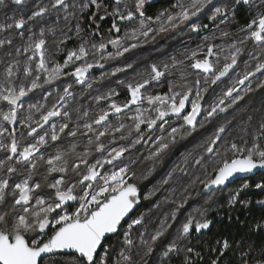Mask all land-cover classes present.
I'll list each match as a JSON object with an SVG mask.
<instances>
[{"label":"snow or ice","instance_id":"snow-or-ice-1","mask_svg":"<svg viewBox=\"0 0 264 264\" xmlns=\"http://www.w3.org/2000/svg\"><path fill=\"white\" fill-rule=\"evenodd\" d=\"M146 2L147 0H134V10L125 4L124 11H121L122 0H115L116 7L111 15L119 21H134L138 18V27L133 28L130 34L126 33L123 38L117 36L99 44L94 43L90 48L82 43L78 49L67 53L63 63H55L53 67H49L46 33L55 35L56 27L36 28L35 25L54 13L57 21L63 19L67 32L75 30L79 36L83 31L80 20L85 10L94 6L99 11L103 0H47L46 3L39 0L27 12L14 11L0 19V50H4L0 55V64L4 65L3 80H0V152L4 153L0 158V264H172V260L181 254L183 258L180 264H194L193 256L200 257V252L190 247L187 241L193 231L200 233L212 225V220L206 217L207 210L200 212L199 219L189 214L178 225L174 238L165 242L163 238L172 228L169 221L177 220L191 196L186 195L179 201H168L174 207L159 222V227L149 233L144 214L135 215L134 218L133 214L137 211L141 199L151 200L157 189L154 188L142 196L138 183L130 182L136 177L135 171L129 164L123 163L122 158L137 145L150 143L153 150L148 159L152 160V164L142 174V179L147 180L179 142L196 130L197 118L204 111V94L224 78H230L229 74L235 70L240 58L245 54L244 47L233 43L228 49H221L225 53L222 60L220 54L214 50L217 46L211 43L206 45L207 51L202 58H196V51L191 53L188 57L193 61L190 67L207 74L204 81L208 87L205 88L200 87L201 81L197 79L194 85H174L169 92L162 95H145L142 90L146 89V86L152 81H159L184 61L173 57L171 64H151L147 76L125 85L130 99L122 105L113 101L109 106L111 112L119 114L136 105L134 113L128 117L132 121L131 125H108L110 111L102 110L91 123L85 122L81 126L77 121L74 127H70L72 113L67 106L69 100L75 96L72 84L63 87L50 107L47 106V96L43 97L44 103H28L26 100L30 94L55 84L65 76L74 77L75 83L83 85L93 68H104V63L100 62L105 59L104 56L99 60L92 59L91 62L87 58L90 55L94 57L97 52L103 53L109 45L116 49L115 57H121L141 46L139 43L129 44L126 42L128 40H154L156 35L166 33L186 22H192V31L200 32L202 28L207 29L208 25L196 23L193 18L199 17L206 9L210 12V21L220 18L218 23H224L229 16L236 15L238 6L244 5L250 11L255 9L256 14L247 23L246 28L241 29L247 32V36L246 39L240 40L239 44L245 45L248 40L255 42L258 53H249L255 63L245 64L244 70L236 73V78L230 86H226L222 94L209 102L204 120L209 121L221 113H227L229 109L244 101L249 93L264 90V79H259L256 87L252 86L253 78H256L257 74L264 77V0H225L219 6L214 0H177L172 10L165 9L154 17L145 15ZM10 3L18 9H24L28 0H10ZM8 7L9 0H0V9ZM92 19H96L94 14ZM113 29L117 33L120 32L115 20L109 31ZM61 32L62 38L57 42V51L59 45L65 44L70 38L63 29ZM223 35L227 36L228 33L224 32ZM17 37L23 41L19 46L15 44ZM28 53L31 55H27ZM22 56H26L24 61L20 59ZM5 57L10 59L5 60ZM212 57L215 59H211ZM108 58L113 57L110 54ZM77 61L81 63L77 64ZM132 67V63L116 67L111 75ZM87 87L92 88V83L89 82ZM176 87H179L180 91H176ZM115 95L118 93L111 89L93 99L97 102L111 100ZM193 95L194 99L190 100ZM145 100L152 107L142 109L139 105ZM26 105L27 114H22L21 110L25 109ZM189 105L190 110L185 111ZM34 112L40 113L38 120L34 119ZM22 115L21 123L30 138L23 144L16 135V125ZM87 115V112L83 113V116ZM54 117H63L65 122L59 125L52 123L49 130L41 131ZM172 117L183 123L170 126L167 134H163L165 125ZM253 119V115L249 114L242 121L245 126L241 128V132L254 137L251 146H248L246 141L244 146L234 141L225 142L224 137L232 125V120L221 123L201 145L203 153L194 158L192 163L205 168L211 165V178L201 180L196 177L205 191L225 185L238 173L264 169V146L257 143L264 139V111L261 112V119L254 130L251 129ZM93 125L103 127L96 129ZM199 126L204 127V124L200 123ZM81 128L86 131H81ZM155 129H159L161 134L153 139L152 130ZM78 133H91L95 139L89 138L83 153L78 154V146L70 144L67 149L49 156L45 160L48 174L63 175L52 181L45 176L43 186L52 191L47 197L39 194L42 182L35 181L33 173L38 162L45 159L41 149L60 141L62 135L76 137ZM116 133H120L119 139L128 140V143L109 148L101 138L114 137ZM221 145L225 146L224 151L220 150ZM93 150L100 155L90 162ZM38 153L41 155L37 156ZM70 155L74 157L72 162L67 158ZM190 157L191 153L184 156L185 167L177 165L173 172L179 171L187 175ZM105 165L112 167L105 170ZM69 173L74 174V177H70ZM14 176L20 177L18 182L13 179ZM171 178L172 174L169 173L168 179L162 183L168 184ZM249 186L244 183L237 189L230 196L231 202L235 204L240 191ZM255 187L264 190V180L257 182ZM70 201L75 202L72 210L67 207ZM256 203L264 205V200H258ZM155 206L160 207L159 203ZM129 220L127 229L121 233L123 223ZM137 226H141L143 230L133 236L132 229ZM255 227L257 230H264V223H258ZM113 236L117 238L116 244H108ZM217 243L220 247L211 251L218 252V255L211 264H222L220 258L232 248L227 240ZM241 261L242 264H264V247L256 250L249 246L247 251L241 252Z\"/></svg>","mask_w":264,"mask_h":264},{"label":"trees","instance_id":"trees-1","mask_svg":"<svg viewBox=\"0 0 264 264\" xmlns=\"http://www.w3.org/2000/svg\"><path fill=\"white\" fill-rule=\"evenodd\" d=\"M221 0H214V2L217 4ZM39 2V0H28L27 6L25 7V12L31 9V7ZM46 3L47 0H44ZM177 2V0H159L158 2H153L147 7V13L150 15H155L156 13L169 9L172 10V6ZM14 8H17V6L12 5L9 0V7L6 9L12 10ZM6 9H0V19L3 18V14L5 13ZM208 10L206 9L205 12L201 13L200 18V24H208L211 23L212 25L208 28H211L208 30L202 28L200 32H194L192 29L186 30L185 35L187 33L189 34V38H186L185 43L183 44V52L182 54L184 56H181L180 53H178V58L180 60H183L184 63L179 65L181 68H173L170 70L169 73L174 74L178 72H185L186 78H176L172 75H167L163 79L162 85L160 87L164 88H171L174 85H181L184 83L193 84L195 80L199 79L201 81L200 87L205 88L208 87V85L205 83L204 79L198 78L197 76H193V71L190 68L191 61L188 59V57L191 56V53L193 51H196L200 57L204 56L203 51H198L196 44L201 45L204 43V46H206L208 43H212L216 45L215 51L219 52L220 46L219 43L221 42V34L219 30H225L228 35L224 36V40H226L224 43L229 48L233 43L237 44V46H241L245 48V54L240 58V64L239 66L233 71V73L230 75V78H225L222 82H218L216 85L217 88H220L221 86H230L232 80L236 78V73L242 72L244 70L245 64H254L255 61L251 59V56L249 55L250 52L258 53V48L255 45V42L252 40H248L245 45H240L239 41L246 39L247 32L241 31V29H245L247 23L250 21V19L256 14V10L252 9L251 11L248 9L246 5L244 6H238L236 15L234 17L229 16L228 19L224 23H216L209 21L208 17H206V13ZM91 16L85 15L83 13L82 19L80 20V24L83 27V31L80 33L79 36L76 35L75 30L72 32H68L67 35L70 37L67 39L65 44L59 45V51H57V42L62 38V32L61 30L64 28V21L63 19H60L59 21H55L53 19V23H56V33L55 35H52L51 33H46V39L48 40V53L50 55H55L60 62L64 61L65 56H67V53L69 51H73L78 49V47L83 43L85 46L89 47L92 44H99L101 42L107 41L108 37L111 39L112 36L104 35L103 38L98 33L96 35H90V33H93L88 30V25L91 24ZM50 21H52V16L49 15L46 19L40 20L39 24H36L35 27L39 28L37 25L44 26V27H50ZM219 21V20H218ZM41 23V24H40ZM85 27H84V26ZM64 31V30H63ZM28 33L25 31V36H27ZM193 35V37H192ZM192 37V38H190ZM55 41V42H54ZM23 41L18 39L15 40V44L19 46L22 44ZM221 44V43H220ZM195 46V48H194ZM202 49V45H201ZM4 50H0V55L3 54ZM116 49L113 46H110L103 52H97L95 53V56H89L87 59L89 62H91L92 59L99 60L101 56H104L105 59L101 60V63H104V68H93V75L87 80L86 84L84 86L75 83V78L71 76L63 77L61 80L57 81L53 85H47L44 89H39L36 92L30 94L29 97H27L28 103L30 102H36V100L40 101L43 100V97L47 96V106H51L52 103L55 102L56 96L59 92H62L63 87L67 84L73 85V91L75 93L74 98L69 100L68 109L72 113V123L70 124V127H74L76 122L78 121L81 126L85 122L93 121L99 113L104 110V108H107L106 110L110 109V103L115 102L116 100L119 101L124 99L127 93V88L125 85L130 82H134L137 80H140L142 78H137V68H130L127 69L124 72H120V75L117 76L111 75V78H108V81H105V76L107 73L111 74L112 70L117 67V57H115ZM201 52V53H200ZM113 58H108L109 55ZM27 55H31V53H28ZM197 55V56H198ZM221 57V54H220ZM223 58V57H221ZM9 57H5V60H9ZM21 61H24L26 59V56L20 57ZM135 59L134 55H130L129 53L126 54L124 57H120V64L121 67H123L127 63H132ZM168 63L171 64L172 57L167 59ZM154 62V61H153ZM159 62V61H158ZM154 62V64H157L159 66V63L161 62ZM164 62V61H163ZM81 61H77V64H80ZM164 64V63H163ZM3 68L4 65L0 64V80H3ZM68 71V70H67ZM239 71V72H238ZM101 73V76H97L94 74ZM192 73V76H190ZM259 79H263V77H260L259 74H257L256 78H253L252 86L256 87V84ZM119 81H123L124 83L121 84ZM165 81L166 86H165ZM19 82V81H17ZM92 83V88H88V83ZM154 84H157V81H152L150 84L151 86H154ZM108 85L114 86L116 88V92L119 91V95H115L111 98V100H102L97 102L93 99V97L98 95H103L104 93L108 92L106 91L105 87H108ZM179 87H176L175 89H178ZM214 86L209 88L208 92L204 94V107L205 111H207L208 104L212 100V96L214 94ZM48 92L51 93V95H47ZM220 95V92H219ZM40 99V100H39ZM44 101V100H43ZM99 106V107H98ZM72 108V109H71ZM78 109V110H76ZM264 111V90H257L254 93H249L244 101H241L239 105L234 106V108L229 109L227 113H222L215 118H210L209 121H203L204 127H202L199 134H197L196 130L192 132L191 135L187 136L184 140L180 141L179 144L172 150V152L165 157L164 162L162 164H159L156 168V170L152 173V175L147 179H142V174L147 171L149 166L152 164V160L148 159L151 151L153 150L150 145L146 147V144H140L137 145L136 148L132 149V153L135 154V157L131 160V165L133 167V170H136V178L135 182L138 183L140 188L143 191V195H146L148 192L152 191L154 188L157 189L156 195L152 197L151 200H142L141 206L137 209V211L133 214V218L135 215L138 214H144L145 216V224L147 226V231L151 233L153 230L159 227V222L164 219L165 215L168 214V212L174 207L170 202L171 200L179 201L184 196L190 195L191 198L189 199L188 203L185 205V207L181 210L180 214L177 217V220L175 222L169 221L172 223V228L169 229L166 236L163 238V240L166 242L175 236V232L177 230L178 225L185 220V218L192 214L195 215V209L204 207V203L202 200L206 201V196H204L205 193H202L203 185L199 182V180L196 179V177H200L201 180L209 179L211 178V165L208 167H204L202 169L201 166L194 165L192 163V160L194 159V155H192L189 158V163L187 165V175H184L180 173L179 171L173 172V169L176 168L177 165L180 167H185L183 163V157L182 152L188 151L191 149V153L193 154L196 150V146L200 144V146L204 143V141L207 140L209 136L213 134L215 129L221 124L224 123L226 120H232V125L229 126V131L227 132V135L224 137V140L226 143L228 142H236L238 145L244 146V142H247L248 146H251L253 143L254 137L252 135L245 134L241 132V128L245 125L242 123L246 119V117L251 114L253 115L254 119L251 124V129L254 130L255 127L258 125L260 119H261V112ZM22 112V110H21ZM87 112L88 115L85 117L83 116V113ZM129 113V111H125V114ZM33 116L36 117L37 113H33ZM111 116V117H110ZM108 122L115 120L116 116L111 113L109 115ZM234 118V119H233ZM23 117H20V120H22ZM19 120V121H20ZM61 121V123L65 122L64 118L57 117V121ZM18 121V122H19ZM114 124H110V126H113ZM20 125L17 123L16 129H18ZM81 131H86L83 128H81ZM17 137L20 135V133L16 132ZM200 136V137H198ZM89 138L95 139V137L89 133L88 135H81L80 133L77 134L76 137H70V136H64L62 135L61 140L55 142L54 144H51L52 147H55V151H60L62 149H67L70 144H76L77 147V153H83L86 150V146L88 144ZM101 140L109 147H115V136H105L102 137ZM264 139H261L257 141V143H260L263 145ZM115 143V144H114ZM203 150V149H202ZM221 151L225 150V146L221 145ZM93 156L90 157V162L93 161L95 158H98V153H95L93 150ZM181 154V155H180ZM228 155H231V153H228ZM0 156H4L3 152H0ZM2 158V157H0ZM70 162L73 161V156L67 157ZM45 160H42V194L45 195V193L48 195L50 193L49 189L46 186H43V178L45 176L48 177L49 181L53 180V175L48 174V165L45 163ZM84 167L83 165L81 166ZM106 168L112 167V165H105ZM203 170H206L205 172H202ZM169 173L172 174V178L169 181L168 184H163V180L168 179ZM56 174V177H59L61 173H53ZM17 178V176H15ZM174 190V191H173ZM187 190V191H185ZM200 197H203L200 201ZM207 196L209 194H206ZM167 198V199H166ZM159 203L160 207L157 208L155 205ZM223 207V205H222ZM232 211L236 212L241 218H245V210L241 206H237L232 209ZM208 214V212H207ZM264 212L261 209H257L256 207L251 208V217H249V223L252 225V234L250 231H247L241 226V221L238 223L237 219L233 218V223L226 231L225 226L221 227L219 231L211 230V236H207L206 238H203L201 240H198L197 246L202 250V252L205 255H209L210 248L214 247V238L217 236L221 238L222 236L228 235V240H230L233 244V250L234 251H241L242 248H244L248 244V240L252 238V240H255V233H254V225L255 223L260 219L264 217ZM226 216V215H225ZM141 226L135 227L132 232L134 233L133 236H136L140 231H142ZM123 233V232H122ZM117 238L113 236L109 239L108 244H116ZM240 242V245L238 244ZM159 247V244H158ZM256 248H261V243L256 245ZM233 255H235L232 252ZM115 257V256H114ZM113 257V259H114ZM116 258V257H115ZM234 260V259H233ZM181 259L174 258L172 260V263L180 264ZM236 264V260L234 261ZM198 263V262H197Z\"/></svg>","mask_w":264,"mask_h":264},{"label":"flooded vegetation","instance_id":"flooded-vegetation-1","mask_svg":"<svg viewBox=\"0 0 264 264\" xmlns=\"http://www.w3.org/2000/svg\"><path fill=\"white\" fill-rule=\"evenodd\" d=\"M158 1L159 0H147V2L145 4V9H144L146 16H153L154 17V16L158 15L160 12L164 11V10H162V11L156 13L155 15H150L147 13V8H148L147 6L153 2H158ZM85 2H86V0H85ZM133 3H134V0H122V3L120 5L121 11H124V5L125 4H127L129 9L134 10ZM115 7H116L115 0H103V5L99 11H97L94 6L90 9H86L84 12L85 15L87 14V15L92 17V14H94L96 16L95 20L91 19L92 25L87 24L88 30H86V31L98 33L103 38L105 37L104 35H106V33L108 35L112 36V38H116L117 36L123 38V37H125L126 33L130 34L131 30L133 28L138 27V23H139L138 18L134 21H119L117 18L113 17L111 15V13L113 12ZM105 9H107V11H105ZM18 10L20 11L21 9H18V8H14L12 10L6 9L5 13L3 15H4V17H5V14L11 15L14 11H18ZM24 11H25V9H24ZM200 18H201V15L199 17H195L194 21L196 23H200V21H201ZM2 19H4V18H2ZM54 19L56 21V17H54ZM114 20L117 23V26L120 28L119 33L115 32L114 29L112 31H109L110 29H112V24H113ZM53 22L54 21H52L50 23V26H56V23H53ZM191 23L192 22H189L188 26H186V27L183 26L185 24H181L179 27L169 30L168 32L164 33V36H165L164 38H160L162 35V33H160V34L156 35V38L154 40L149 39V40H147V42H145L143 38H141L139 41H132V40L126 41L129 44L130 43H139L141 45L140 47L133 49L131 52H129L130 55L135 56V59L133 60V67L138 69L137 78H143V77L147 76V74L150 72V65L154 64L155 61L156 62L159 61L163 64V63H168L167 59L169 60L170 57H172V58L175 57L177 60H180V58L177 57L178 53H180L181 56H184L182 54L183 48H184L183 44L186 41V35H185L184 31L191 29V27H190ZM207 25L209 27L212 24L208 23ZM37 26L40 27V25H37ZM152 26L155 27V24H153ZM211 28H208V30ZM82 29H83V27H82ZM63 30H64V32H67L66 28H63ZM18 39H20V38L18 37ZM108 39H110V38L108 37ZM194 48H195V46H194ZM47 49H49L48 45H47ZM126 54H128V53H126ZM48 57H49V67H53L55 63H63V62H60L55 55H50L48 53ZM196 58L200 59L202 57H200V55H198ZM64 59H66V56ZM211 59L214 60L215 57H212ZM221 60H222V58H221ZM190 61H191V63L193 62L192 60H190ZM162 64L159 63V65H162ZM239 64H240V62H239ZM239 64L237 65V67L239 66ZM117 67H121L120 57H117ZM178 68H181V66L178 65ZM67 70H70V69H66V71ZM191 70L193 71V76H197L198 78L204 79V76L207 75L205 73H202L200 70H196L193 68ZM232 73H230L229 76ZM116 74H117V76H119L120 72L116 73ZM168 74L172 75L173 77H176V78H186L185 72H178V73H174V74H171L168 72ZM168 74L166 73L164 77H161V79L159 81H157V84H154V86H151V85L146 86V89L142 90V92L145 95H148V94H151V95L160 94V95H162L164 93L169 92L170 88H167V87L164 88V87L159 86L160 81L163 82V79L165 77H167ZM92 75H93V69L89 72L88 79ZM94 75L101 76L102 74L101 73H98V74L95 73ZM190 76H192V73ZM87 80L85 81V83L82 86H84L86 84ZM162 82L160 83V85H162ZM166 82L167 81H165V86H166ZM214 87L215 88H214V94L212 96V100H214L219 95V92H220V94H222V90L225 88L224 86L217 88L216 85ZM175 90L180 91V88L175 89ZM48 93H50V92H48ZM117 93L119 95V91H117ZM126 95L127 96H125L124 99L121 98V100H119V101L116 100L115 103L122 105L124 102H126L128 99H130V93L128 90H127ZM191 99H194V95L192 97H190V100ZM139 106L141 108H145V109L152 107V106L148 105L146 100ZM136 107L137 106L135 105L131 109L125 110V111H129V113H127V114H125V112L119 113V114L113 113L116 116V121L107 122V123H109V125L114 124L113 126H118L121 122H124L125 125H131L132 121L128 117L130 116V114L133 113V111L135 110ZM203 108H204V111L201 112V115L197 119L198 120V124H197V128H196L197 134H199L201 129H202V127H200L199 125H200V123H203L204 116L206 114L204 105H203ZM26 110H27V105L25 106V109H22V114H27ZM68 110H70V109H68ZM76 110H78V109H76ZM188 110H190V105L186 111H188ZM109 111H110V109H109ZM110 113H112V112L110 111ZM21 117H23V115ZM39 118H40V113H37V116L34 117V119L38 120ZM59 118H63V117H59ZM21 121L22 120H20L18 122L20 127L17 129V132L20 133V135L17 137V139L20 140L21 143L23 144L25 142H28L30 140V138L27 137L26 128L23 126ZM91 122L92 121H90V123ZM52 123L57 124V117L52 118V120L49 121V124L44 125V128L41 131L49 130V125ZM60 123H61V121H60ZM181 123H183V122L180 120H177L175 117L170 118L169 123L167 125H165V130H164L163 134H167V131L170 130V126H179ZM93 127L96 129H102L103 125H93ZM9 128L11 130V126H9ZM152 134H153V139H154L155 136L161 134V132L159 131V129H155V130H152ZM133 136H135V133H133ZM119 137H120V133H116L115 134V143H116L115 147L126 145L128 143V140H121V139H119ZM198 137H200V136H198ZM148 145L151 146L150 143H147L146 147ZM262 146H264V142H263ZM200 150H201V148H200V145L198 144L196 146V152L195 153L198 155L200 153ZM41 153L44 155V158L47 159L49 156L55 155V153H56L55 147H52L51 144L49 146H45L44 148L41 149ZM41 153H38L37 156L41 155ZM99 155L100 154L98 153V157H99ZM0 157H3V156H0ZM134 157H135V154L132 153V151H130L129 153L125 154L124 158H122L123 163L129 164L132 170H133V167L131 165V160ZM41 163H42V160H40L38 162L37 169L33 173L35 181H41V179H42V176H41V173H42L41 165L42 164ZM115 163H119V162H115ZM110 168L111 167H109V168L105 167V170H108ZM133 171H135V173H136V170H133ZM52 175H53V179H58L63 174H61L59 177H56V174H53V173H52ZM68 175L70 177H74V174H72V173H69ZM135 178L133 179V181H130V182H135ZM19 179H20V177L17 176V178L15 180L18 182ZM261 180H264V170H260L259 172H257L253 176L238 179L234 183H231L227 186H222L220 188L213 189L207 193L204 192V187L202 188V193H205L204 196H207L206 194H210L213 197L215 196L214 197L215 200H216V195H218L219 193L225 192L227 194L225 196H222L221 198H219L215 203H214L215 200L214 201L211 200L212 204L214 203L216 205H215V209H212L206 216L208 219L212 220V225L210 226V228L207 230H202V232H200V233L193 231L192 233H190V235L188 237L187 242H188L189 246L194 248L196 251L200 252V254H201L200 257H197L195 255L193 256L194 264H211V261L213 259H215L218 255V252L211 251L214 248L218 249L220 247V245L217 243V241L227 240L233 247L232 242L230 240H228V237H227L228 235L222 236L221 238L216 236L214 238V247L210 248L209 255H205L202 252V250L197 246V243H198V240L206 238L207 236H211L212 235L211 230L219 231L221 229V227L225 226L224 231L226 233H228V231H226V230L228 229V227L231 226V224L233 223L232 222L233 218H234V219L238 220V223L241 221V226L244 229H246L247 231H250V232L253 231L252 225L250 224L251 222L249 223V217H251V215H250L251 214V208L256 207L257 209H261L264 212V205H260V204L256 203V201H258V200H264V190L258 189L255 187V184L257 182H260ZM244 183H248L250 186L248 188L240 191V195H239L238 200L236 201L235 204H233L230 200V196L235 192V190H237L238 186L240 189ZM140 190H141V193L143 196V191L141 188H140ZM49 191L51 192L52 190L49 189ZM38 192H39V194L44 195V194H42L41 190H38ZM213 193H215V194H213ZM44 196L47 197L48 195L45 193ZM202 198L203 197H200V195H199L200 201ZM245 201L248 203H244ZM32 203L34 204V201ZM222 205H223V207H222ZM74 206H75V202L70 201L67 205L68 210H72V208ZM216 206H218V207H216ZM237 206L243 207V209L245 210V213H246L245 218H241V216H239L235 211L234 212L232 211V209L237 207ZM196 218L199 219L200 215H197ZM127 222H129V221H127ZM258 223H264V217L260 218L254 225V233H255L256 239L255 240H252V238L249 239L248 244L244 248H242L241 251H239V250L234 251L233 248H230V250L228 252H226L223 257L220 258L222 261V264H233V263H235L234 262L235 260H236V264H242L241 252L247 251L249 246H252V247H254V249L259 250L258 248H256V245L259 243H261V248L264 247V230H257L256 229L255 226ZM49 234H51V230H49ZM251 234H252V232H251ZM238 244L240 245V242H238ZM232 252L235 255H233ZM177 258L182 260L183 254H181V256L177 257ZM172 264H176V263H172Z\"/></svg>","mask_w":264,"mask_h":264},{"label":"rangeland","instance_id":"rangeland-1","mask_svg":"<svg viewBox=\"0 0 264 264\" xmlns=\"http://www.w3.org/2000/svg\"><path fill=\"white\" fill-rule=\"evenodd\" d=\"M223 2H225V0H221V1H219L218 3H217V6H219V4L220 3H223ZM25 9V8H24ZM24 9H21L22 11H24ZM26 10V9H25ZM19 11V10H18ZM210 15V12L208 11L207 13H206V17H208ZM51 16H52V21H53V19H54V17H55V14L53 13V14H51ZM3 18H4V15H3ZM194 19V18H193ZM220 18H218V20H219ZM218 20L217 21H212L213 23L214 22H216V23H218ZM227 20V19H226ZM225 20V21H226ZM52 21H50V22H52ZM210 21V20H209ZM187 23V24H186ZM185 23V25H183V26H188V24H189V22H186ZM220 31V34H221V37L222 38H220L221 39V44L219 43V46H220V50H219V52H220V54H221V57H223V55L225 54L223 51H221V49H224V50H226V49H228V47H227V45L224 43L226 40H224V35H223V33L224 32H226L225 30L223 31H221V30H219ZM165 36H164V33H162V35H161V37L160 38H164ZM192 37H193V35H192ZM192 37H190V38H192ZM186 38H189V34L187 33V35H186ZM212 44V43H211ZM201 45H202V49H201ZM201 45H198V44H196V48H197V50L198 51H207V47L206 46H204V43H202ZM87 47V46H86ZM245 68V67H244ZM239 72V71H238ZM111 78V74H109V73H107V75L105 76V81L107 82L108 81V78ZM225 79V78H224ZM263 79H264V77H263ZM106 88V91H109V90H111V89H114L115 91H116V88H114V86H112V85H108V87H105ZM47 95H49V93L47 94ZM27 99V98H26ZM40 100V99H39ZM30 103H34V102H30ZM35 103H44V101L43 100H40V101H38V100H36V102ZM69 104V103H68ZM107 108H104V110H106ZM142 109H145V108H142ZM133 113H134V111H133ZM132 113V114H133ZM116 114V113H115ZM115 114H113V115H115ZM132 114H130V115H132ZM115 120H112V121H110V122H114ZM88 123H90V122H88ZM121 123H124V122H121ZM60 124V121L58 120L57 121V125H59ZM125 124V123H124ZM108 125H109V123H108ZM115 144V143H114ZM200 145V144H199ZM200 148H201V150H200V153L197 155L195 152H196V150L194 151V153L192 154L191 153V149H189L188 151H184V152H182V157H183V159H184V156H186V155H188L189 153H191V156L192 155H194V158H196V157H198L200 154H202L203 153V150H202V147L200 146ZM43 151V150H42ZM204 167H202V169H203ZM206 170H203L202 172H205ZM212 174V171H211V173H209V175H211ZM13 179H16V177L14 176L13 177ZM237 189H239V186L237 187ZM236 191V190H235ZM213 194H215V193H213ZM227 193H225V192H223V193H219L218 195H216V200H215V196L213 197V196H211L210 194L208 195V196H206V197H204V198H206V201L205 200H202V202H205L204 203V207H200V208H198V206H197V208L195 209V215L197 216V215H200V212H203L205 209L207 210V212L209 213L212 209H215V205L216 204H214L219 198H221L222 196H225ZM211 200H215L214 201V203L212 204V202H211ZM216 207H218V206H216ZM197 210H199V211H197ZM207 212H206V216H207ZM139 215V214H138ZM137 228V227H136ZM133 233V232H132ZM134 234V233H133ZM114 259H115V257H114Z\"/></svg>","mask_w":264,"mask_h":264},{"label":"water","instance_id":"water-1","mask_svg":"<svg viewBox=\"0 0 264 264\" xmlns=\"http://www.w3.org/2000/svg\"><path fill=\"white\" fill-rule=\"evenodd\" d=\"M190 99V98H189ZM133 106H135V105H132L131 106V108L133 107ZM188 108H186V110H187ZM185 110V111H186ZM112 113H115V112H112ZM111 114V113H110ZM199 118V117H198ZM197 118V119H198ZM260 170H264V169H256V170H254L253 172H251V173H238V174H236L234 177H232L225 185H222V186H227V185H229V184H231V183H234L236 180H238V179H241V178H246V177H250V176H253V175H255L257 172H259ZM222 186H220V187H222ZM219 187V188H220ZM214 189H216V188H214ZM211 190H213V189H210V190H207V191H205V189H204V192L205 193H207V192H210ZM141 203H142V199H141V202H140V204L138 205V208L141 206ZM137 208V209H138ZM125 223H123V225H124ZM122 225V226H123Z\"/></svg>","mask_w":264,"mask_h":264},{"label":"built area","instance_id":"built-area-1","mask_svg":"<svg viewBox=\"0 0 264 264\" xmlns=\"http://www.w3.org/2000/svg\"><path fill=\"white\" fill-rule=\"evenodd\" d=\"M128 223H130V220H129V222H127L126 224H124L123 226H122V228H121V233L125 230V229H127V227H128ZM134 229V228H133ZM132 229V230H133Z\"/></svg>","mask_w":264,"mask_h":264}]
</instances>
